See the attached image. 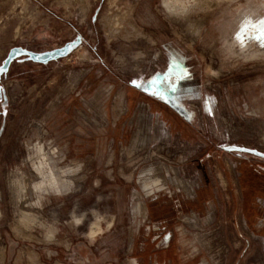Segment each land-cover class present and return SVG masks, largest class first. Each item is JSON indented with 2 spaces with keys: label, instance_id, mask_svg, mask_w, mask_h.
<instances>
[{
  "label": "rangeland",
  "instance_id": "obj_1",
  "mask_svg": "<svg viewBox=\"0 0 264 264\" xmlns=\"http://www.w3.org/2000/svg\"><path fill=\"white\" fill-rule=\"evenodd\" d=\"M200 1L194 35L163 0H0V64L78 38L0 75V264H264V54L230 39L264 0Z\"/></svg>",
  "mask_w": 264,
  "mask_h": 264
},
{
  "label": "flooded vegetation",
  "instance_id": "obj_2",
  "mask_svg": "<svg viewBox=\"0 0 264 264\" xmlns=\"http://www.w3.org/2000/svg\"><path fill=\"white\" fill-rule=\"evenodd\" d=\"M260 7L264 11V5H260ZM253 9L244 10V12L241 14V17L235 21L236 27H235L230 39L232 40V43L234 44V46L237 47V50L240 51L241 53L256 54L257 52H259V53L264 54V47H262L260 45V43L257 41V39L254 38L255 35L257 34V28H258L259 21L264 20V17L258 18L257 15H255L253 13L254 12ZM194 23H195V26H198L197 29L196 28L194 29L195 33H194V30L192 32L195 35L199 32V26L200 25L197 22H194ZM249 38H251L252 41H255L257 43L256 46H258V47H254L252 44H249V42H247L250 40ZM65 43H63V44H65ZM261 159L264 160V157ZM243 162L241 161L239 163V166L242 167V170L244 169L245 166H247ZM250 165H251L250 170L255 172V173H253V175L255 174L258 177L264 176V163L256 164V166H252V164L250 163ZM246 170H249V167H246ZM182 182L186 186V189L183 187ZM180 187L185 193L188 192V187L183 180H181V186ZM208 218H210V215H208ZM184 220L186 223H188L193 228H196L198 226V219L196 216H192V217L186 216L184 218ZM256 226H257V228H255V230L264 226V217L257 220ZM166 237L167 236L164 237V241L167 242ZM55 264H58V263H55Z\"/></svg>",
  "mask_w": 264,
  "mask_h": 264
},
{
  "label": "bare ground",
  "instance_id": "obj_3",
  "mask_svg": "<svg viewBox=\"0 0 264 264\" xmlns=\"http://www.w3.org/2000/svg\"><path fill=\"white\" fill-rule=\"evenodd\" d=\"M220 0H201L199 3H198V8H200L201 10H207V9H210L211 7L215 6V5H218ZM163 6L166 10H168L169 12H173V14L177 15V16H180V18H183L185 19V24H184V27H185V30H189L191 32H193V30L196 28H198V26H195V19L193 18H190L189 16L191 15H187V9H184L183 6L180 5V0H163ZM241 17V15L237 18L239 19ZM236 19V20H237ZM179 20V19H178ZM235 20V21H236ZM112 21H110L111 23ZM114 25V24H113ZM130 27V26H129ZM122 28V27H121ZM134 29V28H133ZM110 31L109 32H116V33H121V29L117 28V27H114L112 26L111 29H109ZM124 30V29H123ZM132 31V30H131ZM135 32V31H134ZM128 34H126L125 32H123L122 36L125 37V38H128L130 35H129V32H127ZM140 33V32H139ZM194 33H195V30H194ZM114 35V34H113ZM136 35V34H135ZM111 36V35H110ZM120 61L121 62H124V57H120ZM121 101V100H120ZM116 109V112H118L119 108L122 107V102H118L115 104L114 106ZM119 113V112H118ZM51 179H53L51 177ZM156 179V177H155ZM166 180V179H165ZM170 181V183H173V184H176V185H180L181 186V182L174 179V178H169L168 179ZM153 185H158L159 184V181L156 180L155 182H147L145 181L143 185L144 188L145 186L147 187L149 184ZM53 184H56V181H53ZM183 184V182H182ZM184 185V184H183ZM148 188V187H147ZM135 196V195H134ZM136 207H140V203L138 202L136 204Z\"/></svg>",
  "mask_w": 264,
  "mask_h": 264
},
{
  "label": "water",
  "instance_id": "obj_4",
  "mask_svg": "<svg viewBox=\"0 0 264 264\" xmlns=\"http://www.w3.org/2000/svg\"><path fill=\"white\" fill-rule=\"evenodd\" d=\"M77 42H78V38H76L75 40L66 42L62 46L55 47V48H52L49 50L39 51V52L31 51V50H28V49L23 48L21 46H12L8 49L6 56L3 58V60L0 64V67L5 68L7 71L11 61L17 57H20V56H24L33 62L45 63L47 61L54 60V59H57V58H60V57L67 55L71 51L73 46L75 44H77ZM13 50H16V51L14 52ZM22 53L34 54L35 57H40V59H35V58L30 57L29 55H25ZM5 61H7V63H4ZM6 71H4V72H6ZM4 72H2V73H4ZM2 73H0V75Z\"/></svg>",
  "mask_w": 264,
  "mask_h": 264
},
{
  "label": "snow or ice",
  "instance_id": "obj_5",
  "mask_svg": "<svg viewBox=\"0 0 264 264\" xmlns=\"http://www.w3.org/2000/svg\"><path fill=\"white\" fill-rule=\"evenodd\" d=\"M254 38L257 39V41L260 43L262 47H264V20L259 21L258 28H257V34L255 35ZM13 51L15 52L16 50H13ZM22 54L29 55L30 57L35 58V59H40V57H35L34 54H30V53H22ZM4 63H7V61H5ZM4 71H6V69L3 67H0V73ZM133 83H136V82L133 81ZM149 83H154V82H149ZM139 86L140 85L138 84L137 87ZM169 90L174 92L176 89L172 87ZM0 91H3V89L0 88ZM240 151H250V149H240Z\"/></svg>",
  "mask_w": 264,
  "mask_h": 264
},
{
  "label": "crops",
  "instance_id": "obj_6",
  "mask_svg": "<svg viewBox=\"0 0 264 264\" xmlns=\"http://www.w3.org/2000/svg\"><path fill=\"white\" fill-rule=\"evenodd\" d=\"M115 104H116V102H115ZM121 111H122V107L119 108L118 112L120 113ZM118 112H116V114H119ZM83 115H84V114H83ZM84 117H85V115H84ZM142 119H143V118H142ZM144 120H145V119H143L142 122H144ZM147 128H148V127H147Z\"/></svg>",
  "mask_w": 264,
  "mask_h": 264
}]
</instances>
